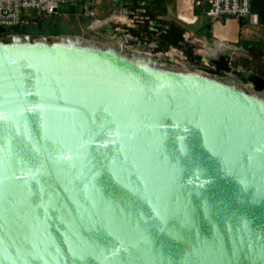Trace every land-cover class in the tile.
Segmentation results:
<instances>
[{"label":"water","instance_id":"obj_1","mask_svg":"<svg viewBox=\"0 0 264 264\" xmlns=\"http://www.w3.org/2000/svg\"><path fill=\"white\" fill-rule=\"evenodd\" d=\"M123 48L0 39V264H264V97Z\"/></svg>","mask_w":264,"mask_h":264},{"label":"rangeland","instance_id":"obj_2","mask_svg":"<svg viewBox=\"0 0 264 264\" xmlns=\"http://www.w3.org/2000/svg\"><path fill=\"white\" fill-rule=\"evenodd\" d=\"M91 2H62L52 14L24 8L22 22L0 32V39L35 34L51 42L75 36L106 48L124 43L126 54L146 55L166 68L197 72L264 97V53L229 51L241 48L246 38L239 34L238 17L212 18L209 5L198 7L194 0H100L93 13Z\"/></svg>","mask_w":264,"mask_h":264},{"label":"built area","instance_id":"obj_3","mask_svg":"<svg viewBox=\"0 0 264 264\" xmlns=\"http://www.w3.org/2000/svg\"><path fill=\"white\" fill-rule=\"evenodd\" d=\"M66 1L70 0H0V26L7 28L19 25L24 8L36 7L46 14H52L58 11L60 3ZM98 1L92 0L91 13ZM195 3L199 6L208 4V15L212 18L245 17L251 12V0H196Z\"/></svg>","mask_w":264,"mask_h":264},{"label":"crops","instance_id":"obj_4","mask_svg":"<svg viewBox=\"0 0 264 264\" xmlns=\"http://www.w3.org/2000/svg\"><path fill=\"white\" fill-rule=\"evenodd\" d=\"M195 1L196 0H194V3ZM197 6L204 7L206 5ZM183 18L186 20L190 19V17L185 15H183ZM238 18L240 20L239 34H244L246 38L244 40L242 39L240 44L241 48L231 46L229 47V51H233L232 48L236 50H247L248 48H251L264 53V0H251L250 14L245 17ZM247 24H249V26Z\"/></svg>","mask_w":264,"mask_h":264}]
</instances>
